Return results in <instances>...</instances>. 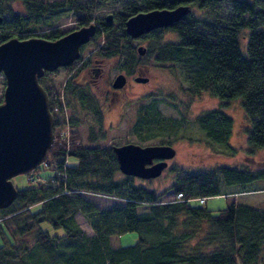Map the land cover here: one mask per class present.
I'll list each match as a JSON object with an SVG mask.
<instances>
[{"label":"trees","instance_id":"trees-1","mask_svg":"<svg viewBox=\"0 0 264 264\" xmlns=\"http://www.w3.org/2000/svg\"><path fill=\"white\" fill-rule=\"evenodd\" d=\"M24 3L26 15L16 16V24L9 28L30 31L26 24L31 18L55 14L50 11L59 7L83 9L78 0ZM179 5L194 7L200 14L189 13L170 28L178 35L176 42L162 43L159 30L147 34L150 45L145 57L160 67L178 69L194 97L206 93L227 102L241 99L245 119L251 124L246 131L245 155H253L264 148V0H143L124 10L115 28L107 24L98 31L101 42H96V55L121 59L122 71L134 74L142 58L136 55L134 39L125 32L126 21L140 12ZM60 36L51 32L41 38L54 41ZM10 38L2 33L1 43ZM241 40H246L247 56L241 51ZM65 87L72 108L71 143L61 142L59 135L49 151L47 167L58 177H48L45 183L32 181L34 186L18 190L16 200L0 210L4 242L0 264H264V201L248 206L237 203L234 196L235 192H248L254 183L264 184V168H173L171 188L176 197L181 193L183 198L162 201L161 193L135 185V177L119 171L112 147L99 145L105 138L100 134L102 115L95 96L72 80ZM158 115L152 105L140 109L136 123L139 142L149 144L153 135L143 125L156 124ZM193 122L205 132L214 154L220 146L229 148L230 156L237 153L229 146L230 116L212 109ZM85 126L86 143L80 132ZM164 140L158 143L172 146L173 140ZM69 159L75 163L67 164ZM233 188L238 191L232 192ZM85 193L113 196L123 205L100 209ZM215 196L226 197L225 209L214 212L200 203ZM77 214L89 223L92 236L81 229ZM46 222L63 233L51 234L43 228ZM128 233L137 234L136 243L112 247L113 236Z\"/></svg>","mask_w":264,"mask_h":264},{"label":"rangeland","instance_id":"rangeland-1","mask_svg":"<svg viewBox=\"0 0 264 264\" xmlns=\"http://www.w3.org/2000/svg\"><path fill=\"white\" fill-rule=\"evenodd\" d=\"M25 1L31 4L42 3L44 5H51L62 4L66 0H0L4 10L0 14L3 18V22L0 24V36L2 33L8 37H47L51 32L64 34L75 28L85 16H89L91 19L103 20L109 12H113L118 21L121 13L127 7L132 4H141L143 0H120L119 2L102 0L101 3H95L93 0H78V6L80 5L83 8L82 10H76L70 6L59 7L50 11L55 12V14L49 13L39 20L31 18L26 24V30L30 31L21 32L18 29L9 28V25L16 24V16L24 17L26 15ZM192 13H196V15L200 14L196 8H194ZM159 31H162V43L178 41L177 33L170 30V28ZM95 42L100 43L101 39L97 38ZM141 45L145 47L149 46V39L144 37L134 40L133 47L136 49V52L138 46ZM240 47L243 54L247 56L246 40L240 41ZM96 50V44L86 47L82 52L83 59L87 57H90V59H103L96 55ZM136 55L142 58L140 66L143 68V73L139 75L135 71L134 75H132L133 78L128 80L127 87L116 97L117 100L115 102H111L109 99L114 78L118 73L124 72L122 71L121 59H104V73L100 77L95 78L96 81L88 82V87H85L95 96L100 107L102 115L100 134L105 138L100 141V146L112 147L128 143L146 146L144 142H139L140 138L136 133V123L140 109L151 105L155 107L159 114V122L143 125L144 128L145 126L147 127L149 135H153L150 137L148 145H161L158 142L164 139V141L173 140L171 143L177 152L175 157L170 161L171 167L164 170L162 175L155 179L142 180L135 178L133 181L135 185H143L158 191L163 195L162 201H172L178 199L171 188L174 179V173L171 171L173 168L199 170L211 169L219 165L237 167L246 165L253 170L264 168V148L256 150L253 155H245V151L247 150L246 131L250 129L251 124L245 119L241 99L227 102L219 98L210 97L206 93L194 97L187 91V85L178 69L171 70L168 67H160L159 64L150 60L148 56L145 57L146 54L140 56L137 52ZM80 62H75L69 69L60 68L54 72L47 73L43 77L41 84L46 91L48 90L50 105L54 101L52 104L54 106L51 108L54 118V137L60 135L58 140L64 141L68 146L71 143L72 135V128L69 126L72 108L68 103L65 86L71 80L80 87L83 84L84 79L75 77V74L78 73L77 68H79ZM134 76L137 78H148V82H137ZM5 88L6 79L0 73V104L4 100ZM212 109L220 110L233 119V132L229 141L230 148L237 152L233 156H230L229 148L224 146L218 147V152L214 154L213 148H209L205 132L193 122L198 116ZM80 132L82 140L86 143L87 126L82 127ZM142 134L147 135L146 132ZM67 140L70 142H66ZM50 161L51 159L48 155L46 162L40 165L39 169H35L29 174L15 177L13 182L16 188L18 190L28 189L34 186L32 181L45 183L48 177H58V174L50 171L47 167ZM70 161L73 162L74 160L69 159L67 164ZM263 188V183H254V185L249 187L248 192H238L236 194L235 191H238V189L233 188L231 190L235 192L233 194L237 203L256 206L264 201ZM83 195L100 209L123 205V203L113 196L96 193H85ZM205 203L204 206L214 212L227 207L225 196L208 198ZM35 210H38V208ZM76 220L87 235L92 236L94 234L83 215L77 214ZM43 228L53 235L63 233L62 229H52L48 222L43 224ZM137 240L138 236L136 233H128L123 236H113L111 238V245L113 248H118L119 246L125 247L136 243ZM2 245H4V242L0 235V247ZM262 261H264V257Z\"/></svg>","mask_w":264,"mask_h":264},{"label":"water","instance_id":"water-1","mask_svg":"<svg viewBox=\"0 0 264 264\" xmlns=\"http://www.w3.org/2000/svg\"><path fill=\"white\" fill-rule=\"evenodd\" d=\"M190 12L188 5L140 12L126 21L125 32L136 40L153 31L171 28ZM108 20L112 21L111 15ZM96 30V25L91 24L54 41L13 37L0 44V73L6 79L4 100L0 104V210L9 207L18 196L13 179L44 164L54 144L50 99L39 79L79 60L81 47ZM137 52L144 56L147 48L138 46ZM135 80L148 82L143 77ZM125 85L124 74L117 75L112 82L115 90ZM112 151L123 175L142 180L160 177L168 167V160L176 155L171 145L128 143L112 146Z\"/></svg>","mask_w":264,"mask_h":264},{"label":"flooded vegetation","instance_id":"flooded-vegetation-1","mask_svg":"<svg viewBox=\"0 0 264 264\" xmlns=\"http://www.w3.org/2000/svg\"><path fill=\"white\" fill-rule=\"evenodd\" d=\"M191 7V6H190ZM193 10H194V7L192 8L191 7V12L190 13H192L193 12ZM109 15H111L112 16V21L111 22H109V20H108V17H109ZM1 16V15H0ZM185 18V17H184ZM3 22V18H2V21H1V23ZM0 23V24H1ZM91 24H94V25H96V34L91 38V40L87 43V44H85V45H83L82 47H81V49H80V52H81V55H80V58H79V60H77L76 62H78V61H81L79 64V68H77V71H78V75H77V78H79V79H84L83 81V84H81V87H88V82H94V81H96L95 80V78H98V77H100L103 73H104V70H105V68H104V62H103V60L104 59H97V58H94V59H90V57H87V58H84L83 59V57H82V52L84 51V49L86 48V47H88V46H92V45H94V44H96V39L98 38L97 37V33H98V31L99 30H102V28H103V26L105 25H107V24H110L111 26H113L114 28L116 27V25H117V18H116V15L113 13V12H109V14H107L104 18H103V20H96V19H91L89 16H85V18L84 19H82L79 23H78V25L75 27V28H73L71 31H74V30H77V29H80V28H82V27H87V26H89V25H91ZM71 31H69V32H71ZM69 32H66V33H64V34H60L61 36H63V35H65V34H67V33H69ZM60 36V37H61ZM59 37V38H60ZM144 37H146V35H144V36H142L141 38H144ZM30 38H32V37H30ZM28 39V38H27ZM140 39V38H139ZM136 40H138V39H136ZM75 63V62H74ZM73 63V64H74ZM70 67H72V65H70V66H68V67H64V68H66V69H69ZM142 70H143V68H142V66H137V68H136V71H137V74H142L143 72H142ZM119 74H124L125 75V77H126V85H125V87H123L122 89H119V90H115V89H113L112 88V90H111V92H110V101L111 102H115L117 99H116V97L122 92V90H124L126 87H127V85H128V80L131 78H133L132 77V75H134V74H132V75H128L127 74V72L126 71H124V72H122V73H118V75ZM131 76V77H130ZM89 77H91V78H89ZM135 77V76H134ZM137 77H135V79H136ZM136 81V80H135ZM176 152H177V150H176ZM172 159H170V160H168V167L166 168V169H168V168H170L171 166H170V161H171ZM165 169V170H166Z\"/></svg>","mask_w":264,"mask_h":264},{"label":"built area","instance_id":"built-area-1","mask_svg":"<svg viewBox=\"0 0 264 264\" xmlns=\"http://www.w3.org/2000/svg\"><path fill=\"white\" fill-rule=\"evenodd\" d=\"M34 182V181H33ZM36 182V181H35ZM178 199H182L183 198V194L179 193L178 196H177ZM200 203L201 204H205V199H201L200 200Z\"/></svg>","mask_w":264,"mask_h":264}]
</instances>
